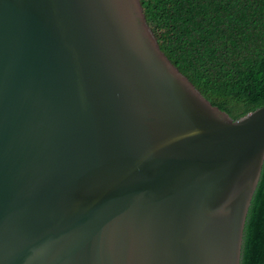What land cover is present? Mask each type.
I'll return each mask as SVG.
<instances>
[{
  "label": "water",
  "instance_id": "obj_1",
  "mask_svg": "<svg viewBox=\"0 0 264 264\" xmlns=\"http://www.w3.org/2000/svg\"><path fill=\"white\" fill-rule=\"evenodd\" d=\"M263 165L141 0H0V264H241Z\"/></svg>",
  "mask_w": 264,
  "mask_h": 264
},
{
  "label": "trees",
  "instance_id": "obj_2",
  "mask_svg": "<svg viewBox=\"0 0 264 264\" xmlns=\"http://www.w3.org/2000/svg\"><path fill=\"white\" fill-rule=\"evenodd\" d=\"M171 61L235 119L264 106V0H141ZM241 264H264V165Z\"/></svg>",
  "mask_w": 264,
  "mask_h": 264
}]
</instances>
